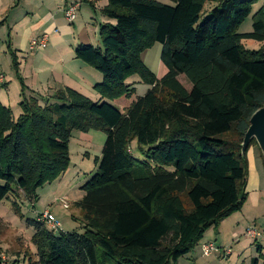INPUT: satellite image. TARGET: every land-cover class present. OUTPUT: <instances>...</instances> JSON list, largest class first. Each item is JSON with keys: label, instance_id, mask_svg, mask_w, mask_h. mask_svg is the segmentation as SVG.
Listing matches in <instances>:
<instances>
[{"label": "trees", "instance_id": "trees-1", "mask_svg": "<svg viewBox=\"0 0 264 264\" xmlns=\"http://www.w3.org/2000/svg\"><path fill=\"white\" fill-rule=\"evenodd\" d=\"M169 1L109 0L102 13L116 24L101 27L102 48L75 52L103 76L99 101L64 88L43 105L28 96L12 57L21 114L0 102V203L13 194L14 213L34 230L31 264H178L247 202V153L258 145L242 155V143L264 106V48L244 42L264 43V2L242 34L259 0ZM157 43L167 69L160 79L142 59ZM134 77L150 89L122 112L115 103L135 95ZM92 131L107 140L74 205L83 232L54 233L27 219L19 201L34 205L68 171L73 134Z\"/></svg>", "mask_w": 264, "mask_h": 264}, {"label": "crops", "instance_id": "crops-1", "mask_svg": "<svg viewBox=\"0 0 264 264\" xmlns=\"http://www.w3.org/2000/svg\"><path fill=\"white\" fill-rule=\"evenodd\" d=\"M156 1L171 4L169 0ZM263 2L264 0H259L258 4L254 5L258 7L257 10L252 12L242 27L250 20V27L253 28V16L260 10ZM74 3H80V9L76 21L70 24L66 19L65 10ZM108 3L109 0H0V23H3L0 26V102L17 113L21 112V85L13 68V56L17 60L19 74L28 96L38 98L43 105L47 100L52 103L51 97L64 88H70L93 101H99L100 96L94 91V86L101 82V78L78 60L75 52L82 46H98L101 42V27L116 24L115 21L105 18L102 13ZM242 27L240 33L245 34ZM43 37H47L46 47L38 48ZM34 44L36 47L32 48ZM257 46L259 47L256 49L264 48V43ZM166 73L167 69L161 63L158 79ZM74 137L84 142L94 138L91 132H75ZM253 149L251 146L247 153V202L241 211L224 220L217 230L211 228L214 243L217 241L222 246H225L223 243L227 242L228 235L234 242H239L246 236V229L250 226L247 223L250 220H253L252 225L257 226L256 223L264 218V156L260 149L258 153ZM39 214L41 213H37L35 220ZM15 225L24 228L32 239L34 230L29 228L25 221L16 220ZM258 242L254 240L255 244ZM259 248L263 250L264 245H260L257 251ZM258 255L259 253L250 256L251 261L244 259L242 264H251L253 259H259ZM263 260L259 259V264H264ZM240 261L239 259L237 264H240Z\"/></svg>", "mask_w": 264, "mask_h": 264}, {"label": "rangeland", "instance_id": "rangeland-1", "mask_svg": "<svg viewBox=\"0 0 264 264\" xmlns=\"http://www.w3.org/2000/svg\"><path fill=\"white\" fill-rule=\"evenodd\" d=\"M166 2L169 1L166 0ZM213 7L214 4L208 3L206 5L202 20L209 17L210 11ZM257 8V6H254L253 13ZM250 22L251 21L249 20L242 27L243 33H249L252 31ZM244 44L247 49H256L259 47L257 46L259 43L254 41H246ZM95 47L102 48L101 42ZM162 48V45L157 43L152 49L146 51L142 57L146 66L155 73L157 77L160 76ZM90 70H93L95 74L100 76L101 82L103 81V76L98 71L92 67H90ZM131 81L135 84V95L131 99H122L115 103V106L122 112H127L132 103L137 101L140 97H143L150 89V86L142 83L139 77H134ZM179 81L186 89L191 90V84L183 75L179 77ZM15 85L17 86L18 84L15 82ZM13 96V92L11 91V97ZM12 111L17 119L21 112L17 113L14 110ZM91 134H93L94 138L91 141L85 142L72 137L73 139L70 142L71 164L68 171L56 182L45 186L37 192L38 199L34 202V207H32L31 202L23 201L25 200L23 198L19 201L22 213L27 219H34L37 213H43L44 211L49 210L61 223L62 232H83L81 221L72 218V215H75V218L77 219L80 217L79 211L74 205L84 197L85 193L82 190V187L97 172L98 165H96V160L101 159L103 147L107 140V135L103 132L92 131ZM252 148H254L253 150L256 153L259 152L258 146H252ZM129 150H132L131 153L135 152L133 147ZM136 156L140 160L144 159L142 155ZM3 185L4 183L0 180V186ZM15 200V196L11 194L8 199L0 203V256L4 255V257L7 258V264H31L29 261L30 259L33 262L37 260L35 254L36 249L32 245L31 237L27 231L24 228H19L15 225V221L19 220L12 208V203ZM64 202H67L68 208L64 207ZM39 215L37 220L39 219ZM252 221L253 220H250L247 225L250 224V227L253 226ZM256 225L257 230L264 235V218H262L261 221H258ZM211 232V229H209L202 242L190 254L186 257H182L178 261V264L179 262L180 264H237L239 259L241 260L240 264H242L243 260L246 258L251 261L249 257L256 256L258 253L257 248L262 244L264 245V241L259 240L258 244H255L253 239L246 236H244L239 242H234V240L228 235L226 237L228 239L227 242L223 243L225 246H222V244L217 241L215 244L220 247L222 251L229 248L232 251L229 256H226L222 252L216 253L211 257H205L202 254L201 247L207 243H214V233ZM227 234H229V232ZM262 254H264V251ZM258 258L261 259L260 255H258Z\"/></svg>", "mask_w": 264, "mask_h": 264}, {"label": "built area", "instance_id": "built-area-1", "mask_svg": "<svg viewBox=\"0 0 264 264\" xmlns=\"http://www.w3.org/2000/svg\"><path fill=\"white\" fill-rule=\"evenodd\" d=\"M80 9V3H74L69 5V7L65 10V16L68 21V23L72 24L76 21L78 11ZM47 43V37H43L40 42V46L38 48H45ZM36 47V44L32 48ZM1 79L3 77L1 76ZM130 152L132 150H129ZM64 207L68 208L67 202H64ZM39 222L47 225V227L54 233H59L62 231V225L61 223L55 218V216L51 213V211L46 210L41 215H39ZM246 237L252 238L255 240V242H258L259 240L264 241V235L260 231L257 230L256 226H249L246 229L245 232ZM201 251L203 256L205 257H211L212 255L216 253H224L226 256H229L232 251L228 248L227 250L222 251L220 248L216 246L215 243H207L202 245ZM261 251H264V249ZM264 255V254H263ZM0 264H7V258L4 257V255H1V263Z\"/></svg>", "mask_w": 264, "mask_h": 264}, {"label": "water", "instance_id": "water-1", "mask_svg": "<svg viewBox=\"0 0 264 264\" xmlns=\"http://www.w3.org/2000/svg\"><path fill=\"white\" fill-rule=\"evenodd\" d=\"M252 141H256L264 156V106L257 110L250 119V126L242 143V155L246 154Z\"/></svg>", "mask_w": 264, "mask_h": 264}]
</instances>
